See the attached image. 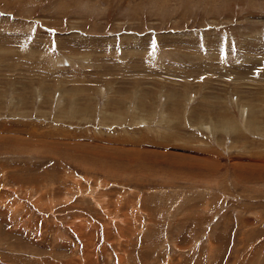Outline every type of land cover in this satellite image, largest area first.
<instances>
[{"label":"rangeland","instance_id":"1","mask_svg":"<svg viewBox=\"0 0 264 264\" xmlns=\"http://www.w3.org/2000/svg\"><path fill=\"white\" fill-rule=\"evenodd\" d=\"M0 264H264V0H0Z\"/></svg>","mask_w":264,"mask_h":264}]
</instances>
